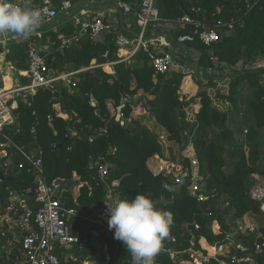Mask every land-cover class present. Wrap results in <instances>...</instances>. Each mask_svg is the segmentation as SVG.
I'll use <instances>...</instances> for the list:
<instances>
[{"label":"trees","instance_id":"obj_1","mask_svg":"<svg viewBox=\"0 0 264 264\" xmlns=\"http://www.w3.org/2000/svg\"><path fill=\"white\" fill-rule=\"evenodd\" d=\"M123 1L132 5V15L142 2ZM247 1L252 4L248 6ZM155 5L161 17L169 22L189 15L220 33L219 40L211 45L204 44L199 35L183 43L208 81L207 85L198 82L200 89L194 97L186 99L179 92L189 73L173 70L169 75L157 74L143 51H137L131 61L115 63L112 73L107 72L108 66H104L106 71L97 66L117 59V31L108 33L103 40L85 36L61 48L60 35L73 33L76 28L68 24L58 32L31 36L30 42L51 40L46 60L55 73L89 68L77 73L78 81L72 89L52 91L42 87L33 95L27 94V102L21 99L14 110L16 122L7 132L29 153L42 152L49 182L63 179L67 184L62 196L64 206L76 212L70 219L73 233L88 242L82 247L73 246L70 252L75 259L65 260V264H84L92 260L96 252L91 239L100 227L86 217L95 216L102 209L107 200V188L95 185L92 179L96 171V166L90 163L93 148L98 149L99 157H110L109 183L119 200L150 193L157 208L173 214L170 238L164 241L165 252L155 257L156 264H194L190 249L200 250L207 256L201 239L210 246L223 244L224 250L217 257L208 256L202 264H240L232 261L233 255H252L259 264H264V251L256 250V243L264 241V212L261 202L254 199L251 192L257 181L264 178V65H254L264 57V0L254 3L253 0H155ZM119 30L126 31L123 22ZM173 32L169 40L176 44L178 36L190 33L191 28L178 25ZM30 42L15 39L0 42L2 72L8 74L14 70L11 71L16 73L13 77H19L23 84L30 81L21 74L29 67ZM194 56H198L197 59ZM240 62H243L241 68L238 67ZM183 63L184 60L180 62ZM93 65L95 67H91ZM225 67L231 70L230 83L228 87L217 89L213 104L207 87H216L223 78L213 69L222 71ZM121 85L126 94L136 96V105L141 104L155 118L166 131L167 139L179 145L180 151L189 145L194 148L199 162L197 179L193 177L191 159H178L172 148L169 163L160 173L150 169L151 158L164 156L162 143L159 135L142 121L132 118L136 106L133 101H126L122 109L124 123L122 119L117 120V113L111 114L109 102L116 109L122 104ZM89 97L94 98L95 105L87 100ZM197 101L200 108L196 120L191 121L186 108ZM32 127L35 133H31ZM20 158H16L11 170L6 172L13 182L0 179L2 206L8 202V185L24 194L33 186L34 177L17 167ZM0 170L5 171L1 161ZM74 173L88 183L80 188L76 199L72 194L76 184ZM176 177L181 178V189ZM194 184L202 187L197 195L190 193ZM201 194L200 200L198 195ZM27 195L33 199L31 193ZM247 216L256 220L257 229L253 232L238 230L231 237L238 223ZM215 223L220 225L218 233L213 230ZM114 232L105 235L101 230L97 237L103 245L101 261L129 264L131 255L125 245L115 239ZM239 243L243 249L237 250L235 245ZM19 249L17 245L15 251ZM57 253L62 258L69 254L61 248Z\"/></svg>","mask_w":264,"mask_h":264},{"label":"built area","instance_id":"obj_2","mask_svg":"<svg viewBox=\"0 0 264 264\" xmlns=\"http://www.w3.org/2000/svg\"><path fill=\"white\" fill-rule=\"evenodd\" d=\"M36 1L37 3H32V5L40 10L42 23H50L56 18H61L59 16L62 14L69 13L71 9L80 3L90 2L94 5L101 0ZM108 1L114 5L110 9H113L114 13L118 12L122 17H127L133 12L132 5L129 2L123 0ZM256 1L253 0V3ZM10 2L18 3L21 0H10ZM247 4L250 6L252 3L247 1ZM75 18V31L70 34L62 33L60 35L61 48L79 42L85 36L96 41L103 40L108 33L118 32L122 23L118 18L115 21L109 18V15L91 13L87 8L80 9L76 13ZM135 23L139 28L138 32L131 37L117 34L115 43L118 48H130L134 53L137 51L147 53L150 63L157 74H171L177 59L176 53L172 54L163 49L165 46H170L169 39L159 33L163 31L164 25L176 23L179 26L188 25L191 28L190 33L178 36L177 43L179 44L193 41L196 35H199L200 40L206 45H211L220 38V33L216 28L207 27L189 15H185L174 22L163 19L155 5V0H142L139 10L135 13ZM219 24L221 25L222 23ZM200 27H202L201 31H199ZM231 27L232 25H229V28ZM41 34L40 32H34L28 38L18 35H12V37L8 38L9 34L0 35V37L2 36L5 39L0 42H6L11 39L30 42L31 36L37 35L40 37ZM50 46L51 43L49 41L44 42L42 39L30 42L28 53L29 67L21 72L30 81L26 85L15 86L12 84L11 89H7L6 86L5 74L2 72L1 67L2 55L0 54V161L5 170L3 172L6 176H10L6 172L11 170L15 159L21 157L17 164L18 169H24L34 177L33 186L25 192L26 194L19 192L11 185L6 187L8 202L5 206L0 203V264L2 261L5 264H65V260L75 259V257L68 254L65 255V258H62L57 253L58 248L69 251L75 245L82 247L88 242V239H83L73 233L70 219L75 216L76 212L74 209L64 206L62 196V191L67 185L66 182L64 180L49 182L45 175L41 157L42 152L39 154L29 153L24 147L17 144L7 132V128L16 122L14 110L18 108V101L14 94L27 92V94L33 95L42 87L52 91L62 88L72 89L78 81L77 73L89 68L83 67L76 71L55 73L50 69L46 60ZM115 63L117 62L112 61L109 64L113 65ZM178 68H183L182 64H179ZM92 105H95L93 100ZM121 116L123 117L122 113ZM35 131V127H32L31 133H35ZM55 146L56 144H53V147ZM94 165L96 166V171L92 179L95 185H105L107 188V200L102 209L95 216L86 217L99 225L100 230L93 232L98 237L101 230L105 235H110L115 231L114 229L110 230L108 226L110 211L106 203H112L118 199L114 195L113 186L109 183L112 164L109 160L98 156ZM175 181L180 185L181 178L176 177ZM85 184L88 183L86 182ZM200 189V185L194 184L190 189V193L197 195ZM32 191L33 199L30 200L27 193ZM198 197L201 200L202 194L198 195ZM252 197L261 202V210L264 212V184H261V182L256 184L252 191ZM81 217L83 218L84 216L81 215ZM215 226L214 232L218 233L220 225L216 223ZM196 227L198 228L199 226L197 225ZM256 229L257 225H252L245 230L253 232ZM17 245L20 246L18 252L15 251ZM215 247L222 250L223 244H218ZM235 248L237 250L243 249V245L241 243L236 244ZM256 250L258 253L264 251V241L256 243ZM201 252L193 248L190 249V256L194 264H202L198 262L199 259L195 256L196 254H202ZM207 257L208 255H201L202 259ZM232 261L240 264H259L252 255L243 257L233 255ZM84 264H89V261H85ZM129 264H131V259Z\"/></svg>","mask_w":264,"mask_h":264},{"label":"clouds","instance_id":"obj_3","mask_svg":"<svg viewBox=\"0 0 264 264\" xmlns=\"http://www.w3.org/2000/svg\"><path fill=\"white\" fill-rule=\"evenodd\" d=\"M41 23V12L32 0H0V35L28 38ZM106 205L110 211L109 229H114L115 239L125 245L131 264H155L164 241L170 238L173 214L157 208L150 193H138L131 200L120 199Z\"/></svg>","mask_w":264,"mask_h":264},{"label":"crops","instance_id":"obj_4","mask_svg":"<svg viewBox=\"0 0 264 264\" xmlns=\"http://www.w3.org/2000/svg\"><path fill=\"white\" fill-rule=\"evenodd\" d=\"M35 2H36V0H32V3H35ZM98 3L101 4V5L87 7V10L89 12H91V13L109 15V18L113 19L114 21H115V19L118 18L120 22H123L126 31H120V30H118L117 34H119V35L121 34V35H125V36H128V37H131V36L135 35L138 32L139 28H138L137 24L135 23V15H132L131 14V15L127 16V17H122L118 12L117 13H114V10L113 9H110L111 8L110 6L103 5V3H110V1H108V0H105V1L104 0H101ZM110 4H112V3H110ZM68 20H69L68 23L65 22V23L61 24L60 28H63L65 26H67L68 24H71L73 26L75 25V23L73 21H71V19H68ZM176 27H178V25L176 23H168V24L164 25L163 31L162 32H159V33H162L167 39H169L170 35L172 33H174L173 31H174V29ZM49 42L51 43V40ZM163 49L165 51H169L172 54H173V52L176 53V55H177V59L176 60L179 63H176V65L174 66V70L181 71L178 68V66H179L180 62H182V60H184V63L182 64L183 66H185V64H187L186 62H191L190 64H192V67H194V68H196V67L197 68H200L198 66V62L196 60H192V57H193L191 55L192 53L190 54L189 50L184 49L183 44H179V43L173 44V43L170 42V46H165V47H163ZM186 52H188V53L186 54ZM135 54H136V52L135 53L132 52L130 48H118L117 51H116V57H117V59L114 60V61H116V62L121 61V60L122 61H131V60H133ZM189 54L191 55V57L189 56ZM197 57L198 56H196V57L194 56V59H197ZM110 62H112V61H110ZM110 62H107V63L103 64L102 67L104 68V65H109L110 68H111V70L109 68V71H107V72L112 73V72H114V64L113 65H110L109 64ZM261 62L264 65V58L261 59ZM2 64H3V57H2L1 67H2ZM92 67H95V65H93ZM225 68H228V67H225ZM182 72H186L187 73L188 72V69L186 71H182ZM213 72L217 73L218 70H214ZM5 75L11 76L10 73H8V74L6 73ZM230 76H231V71L228 72V73H226V74H224V78H226V77H229L230 78ZM21 81L22 80L19 77H12L11 76V85L12 84L15 85V86H17V85H26V84H23ZM133 85H135V84L133 83ZM6 86H7V82H6ZM11 87L12 86H10L9 88L7 87V89H11ZM14 96L16 97V99L18 101L17 102L18 105H19V101L21 99H24L27 102V99H26L27 92L16 93V94H14ZM131 99L134 102V99H136V97H134V98L131 97ZM10 102H11V100H10ZM134 104L136 105L137 104V101H135ZM197 104H198V101L194 104V106H195L194 108H197L196 107ZM58 106L59 105H56L57 109H58ZM109 108H110V111H111V114L112 115H114L116 113L118 114V111L114 107V104L112 102H109ZM199 108H200V106H199ZM199 108L196 109V110H192L191 109L192 112L186 111L187 112V118L189 120H191V121L196 120L195 112L197 113L199 111ZM58 110H60V109H58ZM62 116L65 117L64 114H62ZM142 117L144 118L143 123H145L146 126H147V123L152 124V126H150L149 129H153L154 126L157 127V129H163L157 123V121L155 120V118L154 117H150V115H148V113L144 110V108L142 107V105L141 104H138V105L135 106V109L132 112V118L135 119V120L142 121ZM161 162H162V159H161ZM168 163L169 162L167 161V163H164V164H168ZM56 180H63V179H56ZM73 180H74V182H76V184L72 188V194H73V197L76 199L78 197V195H79L80 188L83 185H85L86 181H81L80 178H79V176L76 173H74ZM250 225L251 226L252 225H256V220L252 216H247L242 221H240L238 223V225H237L238 227H236V231H238V230L245 231V229H247V227H249ZM202 241H204L205 243H203ZM202 241H201V243L203 244V247L208 250V248L206 246L207 245L206 241L205 240H202ZM218 251L219 250L214 246V253L213 254L209 253L208 256H211V257L214 256L215 257V255L217 254L216 252H218ZM89 262H92V260H90Z\"/></svg>","mask_w":264,"mask_h":264},{"label":"rangeland","instance_id":"obj_5","mask_svg":"<svg viewBox=\"0 0 264 264\" xmlns=\"http://www.w3.org/2000/svg\"><path fill=\"white\" fill-rule=\"evenodd\" d=\"M73 9H71V11H72ZM63 15V14H62ZM62 15L61 16H59V17H62ZM57 20V18L56 19H54L52 22H50V23H42L41 25H40V27L39 28H37L36 30H35V33H38V32H40V33H42V34H44V33H48V32H58L59 31V29H60V26H61V24H63V23H65V22H67L68 23V19L66 20V19H62V20H60L59 21V23L55 26V27H50V25L53 23V22H55ZM39 40V39H38ZM189 56L191 57V55L189 54ZM188 56V57H189ZM264 58V57H263ZM175 63H179L177 60L175 61ZM187 64H185V66H183V68H180V70L181 71H186L187 69H188V72L187 73H189L184 79H183V81H182V83H181V87L179 88V92L182 94V95H184L185 96V98L186 99H190V98H192V97H194L197 93H198V91H199V89H200V85L198 84V82H200V81H202L201 83L202 84H204V85H207V80L204 78V74L202 73V71L200 70V68H197L196 66V68H194V67H192V64H190L191 62H186ZM261 63V64H260ZM254 65H255V67H261V66H263V64H262V62L259 60V62L258 63H254ZM188 67V68H187ZM239 68H241V67H243V62H240V64H239V66H238ZM10 68V67H9ZM104 69V68H103ZM190 69V70H189ZM10 70V69H9ZM105 70V69H104ZM214 70H216L215 68L213 69V71ZM11 71H14V70H10V75L13 77V76H15L14 75V73L13 72H11ZM106 71V70H105ZM231 70L230 69H228V68H223V70L222 71H218L217 72V75H219V76H223V78H222V80H221V82L216 86V87H214V86H212V85H209L208 87H207V91H208V93H209V95H210V97H212V99H213V104H214V97H215V93H216V91H217V89L218 88H223V87H228L229 86V83H230V80H229V77H226V78H224V74H226V73H228V72H230ZM16 74V73H15ZM11 76H9V75H5V80H6V82L7 83H9V85H11V81L10 80H8V79H6V78H9V79H11ZM225 79V80H224ZM134 86V85H133ZM140 93H142V92H140ZM136 97V96H135ZM134 98V97H133ZM199 106H200V103H198L197 104V108H194L195 106H194V104H190L187 108H186V111H189V112H192V110H196V109H198L199 108ZM143 107V106H142ZM224 108H226V106L224 107ZM227 108H228V106H227ZM192 109V110H191ZM145 110V109H144ZM146 111V110H145ZM147 112V111H146ZM148 115H150L149 113H148ZM195 116H196V112H195ZM144 117V116H143ZM142 117V122H143V120H144V118ZM150 117H152L151 115H150ZM145 124V123H144ZM147 126L148 127H150V126H152V124H149V123H147ZM244 126V129L245 128H247V126H246V124H244L243 125ZM161 128V127H160ZM151 131H153L154 133H156L157 135H159V141L162 143V147H163V152H164V156L163 157H161V156H156V157H154V158H151L150 160H149V162H148V164H149V167H150V169H152L154 172H156V173H160L161 172V169L164 167V166H166L167 164H164V163H167V161H168V157H169V149L170 148H172L173 150H174V152L176 153V155H177V158L178 159H181L182 157L184 158V157H189L190 159H191V161H192V169H193V177H194V179H197V177L199 176L198 174H199V162H198V160L196 159V154H195V150H194V148L191 146V145H189L185 150H183V151H180V149H179V145H177L175 142H170L168 139H167V135H166V131L164 130V129H157V127H153V129H150ZM161 159H162V162H161ZM230 166H231V163H229V165L226 167V169H227V171L229 170V168H230ZM259 182H261V184H264V178H262V179H260V180H258L257 181V183L259 184ZM256 183V184H257ZM256 184L252 187V189H251V192L254 190V187L256 186ZM200 188H202L201 186H200ZM115 197L119 200V198L115 195ZM216 224V223H215ZM215 224L213 225V230H215L216 229V226H215ZM247 225V224H246ZM251 226V225H250ZM219 232V231H218ZM202 240H205V239H201L200 240V243H201V241ZM206 241V240H205ZM203 243H205L204 241H202ZM206 243H207V241H206ZM206 245V244H205ZM201 246H202V248L203 249H205L204 247H203V244L201 243ZM207 248H208V250H207V255L209 254V253H211V254H213L214 253V246H210L208 243H207ZM218 249V248H217ZM219 250V249H218ZM71 251V249L68 251L69 252V255H72V256H74L73 254H72V252H70ZM201 252V251H200ZM224 252V250L222 249V250H219L218 252H216L217 254L215 255L216 257L218 256V254H220V253H223ZM202 253V252H201ZM203 254V253H202ZM202 254H196L195 256L199 259V261L198 262H201L202 263V261L203 260H205V259H202L201 258V255ZM204 255V254H203ZM207 259V258H206ZM89 264H93V262H89Z\"/></svg>","mask_w":264,"mask_h":264},{"label":"water","instance_id":"obj_6","mask_svg":"<svg viewBox=\"0 0 264 264\" xmlns=\"http://www.w3.org/2000/svg\"><path fill=\"white\" fill-rule=\"evenodd\" d=\"M98 5H101L99 3L97 4H94L92 5L90 2H83V3H80L78 4L76 7L73 8L72 11H70L69 13L63 15L61 18L57 19L55 22H53L50 27H55L60 20H64V19H71V21H73L74 23H76V18H75V15L76 13L82 9V8H87V7H91V6H98ZM103 5L105 6H110V7H113L114 5L113 4H110V3H103ZM12 35H16V34H9L7 37L10 38L12 37ZM5 40L2 36L0 37V41H3ZM172 43V42H171ZM174 54V52H173ZM121 94H122V104L117 108V111H118V114H117V120H120L122 119V123H124L125 119L121 116V113H122V109L125 105V102L126 101H132L130 95L126 94L124 92V87L123 85H121ZM87 100H93L94 101V98L93 97H89L87 98ZM58 109H60V107L58 106ZM99 156V152H98V149L97 148H93V156L92 158L90 159V163L94 164L97 160ZM109 156L106 158V160H109ZM0 179H6L8 180L10 183L13 182V178L12 176H6L5 173L3 171L0 170ZM178 189H181V185H178ZM34 191V190H33ZM33 191L31 192V195H33ZM165 202H169V201H165ZM237 233V231H234L232 234H231V237H234V235ZM91 243L92 245L96 248V252L95 254L91 257L92 258V262L94 264H103V262L101 261V255H102V250H103V245L102 243H100L98 240H97V235L94 234L92 239H91ZM161 252H165L164 249L161 250ZM155 264H156V261H155Z\"/></svg>","mask_w":264,"mask_h":264},{"label":"bare ground","instance_id":"obj_7","mask_svg":"<svg viewBox=\"0 0 264 264\" xmlns=\"http://www.w3.org/2000/svg\"><path fill=\"white\" fill-rule=\"evenodd\" d=\"M104 66H108L109 68H110V66L109 65H104ZM111 69V68H110ZM6 79H8V80H10L11 81V79H9V78H6ZM11 85H9V83H7V87L9 88Z\"/></svg>","mask_w":264,"mask_h":264}]
</instances>
